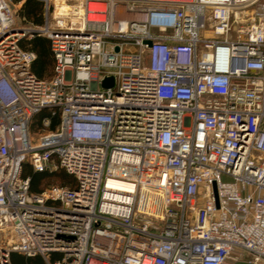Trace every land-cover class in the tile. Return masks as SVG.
<instances>
[{
	"label": "built area",
	"instance_id": "obj_1",
	"mask_svg": "<svg viewBox=\"0 0 264 264\" xmlns=\"http://www.w3.org/2000/svg\"><path fill=\"white\" fill-rule=\"evenodd\" d=\"M39 1L26 31L0 0V264H264V0Z\"/></svg>",
	"mask_w": 264,
	"mask_h": 264
},
{
	"label": "trees",
	"instance_id": "obj_2",
	"mask_svg": "<svg viewBox=\"0 0 264 264\" xmlns=\"http://www.w3.org/2000/svg\"><path fill=\"white\" fill-rule=\"evenodd\" d=\"M19 4L18 12L24 22L33 25H41L43 23V3L39 0H12ZM21 48L31 50L35 53V59L31 63V71L39 78L50 79L53 75V56L50 50L49 40L47 37L33 34L32 36L22 37L20 40ZM53 110L55 112L53 113ZM44 117L50 118L49 130H54L60 120L59 110L51 108H42L35 113L30 122V131L42 127V119ZM23 176L30 178V191L39 192L44 187L42 181L46 183L54 180L58 181L59 185L74 186L75 181L72 175L67 173L64 169H56L54 171H35L29 163L23 165ZM51 185V184H49ZM52 259L59 258V255L53 253ZM11 264H46L41 255L27 256L18 252H11Z\"/></svg>",
	"mask_w": 264,
	"mask_h": 264
},
{
	"label": "rangeland",
	"instance_id": "obj_3",
	"mask_svg": "<svg viewBox=\"0 0 264 264\" xmlns=\"http://www.w3.org/2000/svg\"><path fill=\"white\" fill-rule=\"evenodd\" d=\"M9 3H10V6H11V8L13 10L14 15H15V20H16L17 25L19 27L24 28L26 31L30 30L31 28H33L34 27L33 24L24 22V20L20 16V14L18 12L19 4L14 3L12 0H9ZM201 35H204V31H202ZM26 36H29L28 32L23 37H26ZM131 50L134 51V50H136V48L132 47ZM41 130L42 129H40V130H37V129L31 130L32 142H35L37 140ZM58 183H59L58 181H54V180L46 183L45 180H43L41 184H42L43 187H46L49 184H58ZM6 239H7V235L3 231H0V246H4L6 244ZM235 264H246V263L244 261H239V262H236Z\"/></svg>",
	"mask_w": 264,
	"mask_h": 264
},
{
	"label": "water",
	"instance_id": "obj_4",
	"mask_svg": "<svg viewBox=\"0 0 264 264\" xmlns=\"http://www.w3.org/2000/svg\"><path fill=\"white\" fill-rule=\"evenodd\" d=\"M148 44H151L150 41H148ZM115 50H118V48L116 47ZM101 86L104 88L113 87L114 86L113 76L110 75L105 77L101 82Z\"/></svg>",
	"mask_w": 264,
	"mask_h": 264
},
{
	"label": "bare ground",
	"instance_id": "obj_5",
	"mask_svg": "<svg viewBox=\"0 0 264 264\" xmlns=\"http://www.w3.org/2000/svg\"><path fill=\"white\" fill-rule=\"evenodd\" d=\"M56 4H57V6H63V4H61V2L59 1V0H56Z\"/></svg>",
	"mask_w": 264,
	"mask_h": 264
}]
</instances>
